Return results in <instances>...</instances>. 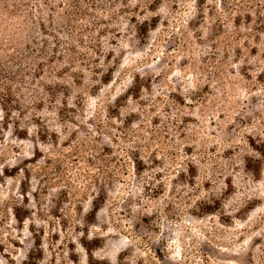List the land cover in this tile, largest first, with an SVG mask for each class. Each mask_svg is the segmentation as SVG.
Here are the masks:
<instances>
[{"label": "rangeland", "instance_id": "1", "mask_svg": "<svg viewBox=\"0 0 264 264\" xmlns=\"http://www.w3.org/2000/svg\"><path fill=\"white\" fill-rule=\"evenodd\" d=\"M0 264H264V0H0Z\"/></svg>", "mask_w": 264, "mask_h": 264}, {"label": "trees", "instance_id": "2", "mask_svg": "<svg viewBox=\"0 0 264 264\" xmlns=\"http://www.w3.org/2000/svg\"><path fill=\"white\" fill-rule=\"evenodd\" d=\"M98 209H99V207L96 208V211H98ZM14 216H15L16 218H18V219L20 218L17 212L14 213Z\"/></svg>", "mask_w": 264, "mask_h": 264}]
</instances>
